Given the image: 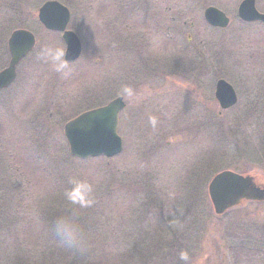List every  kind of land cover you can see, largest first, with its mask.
Listing matches in <instances>:
<instances>
[{
    "label": "rangeland",
    "instance_id": "1",
    "mask_svg": "<svg viewBox=\"0 0 264 264\" xmlns=\"http://www.w3.org/2000/svg\"><path fill=\"white\" fill-rule=\"evenodd\" d=\"M45 1L0 0V70L14 29L37 38L0 92V264H185L182 251L187 264H264V202L217 215L208 193L218 169L264 184V23L239 19L242 0H58L83 47L62 79L36 59L48 42L65 45L38 19ZM210 5L230 17L227 28L206 22ZM256 6L264 12V0ZM221 78L238 102L219 114ZM124 84L135 96H124L122 152L71 156L65 123ZM70 173L96 190L79 210L92 242L84 252L51 231Z\"/></svg>",
    "mask_w": 264,
    "mask_h": 264
},
{
    "label": "water",
    "instance_id": "2",
    "mask_svg": "<svg viewBox=\"0 0 264 264\" xmlns=\"http://www.w3.org/2000/svg\"><path fill=\"white\" fill-rule=\"evenodd\" d=\"M70 10L57 0L46 1L38 11V18L45 28L62 32L69 50L68 59L76 61L82 53L79 36L67 29ZM238 16L245 22L261 21L264 12L256 7V0H242L238 6ZM207 23L214 27L226 28L230 18L221 9L208 6L204 11ZM35 35L27 29L14 30L8 39L10 60L0 71V90L9 87L16 79L17 66L34 48ZM215 96L222 109L237 103L234 87L221 78L216 83ZM126 103L123 96H117L107 104L82 112L64 126L70 153L79 158L106 156L113 157L123 148L118 134L119 114ZM208 192L216 214L240 205L243 201H264V184H258L251 175H243L231 170L217 173L208 185Z\"/></svg>",
    "mask_w": 264,
    "mask_h": 264
},
{
    "label": "clouds",
    "instance_id": "3",
    "mask_svg": "<svg viewBox=\"0 0 264 264\" xmlns=\"http://www.w3.org/2000/svg\"><path fill=\"white\" fill-rule=\"evenodd\" d=\"M68 52L66 45L52 41L40 47L36 59L62 79H69L73 68L68 59ZM120 94L127 98L135 96L134 89L127 84L121 86ZM67 184L69 187L64 190L66 210L52 222L51 231L66 250L73 253L84 252L91 247L92 242L80 223L79 210L91 207L95 203V185L85 175L76 173L68 174ZM179 258L187 264L188 253L180 252Z\"/></svg>",
    "mask_w": 264,
    "mask_h": 264
},
{
    "label": "trees",
    "instance_id": "4",
    "mask_svg": "<svg viewBox=\"0 0 264 264\" xmlns=\"http://www.w3.org/2000/svg\"><path fill=\"white\" fill-rule=\"evenodd\" d=\"M220 170H222V169H218L215 173H217L218 171H220ZM214 173V174H215ZM81 260V259H80ZM76 261V260H75ZM77 262H78V260H77ZM111 263H113V262H111ZM116 264H118V263H116Z\"/></svg>",
    "mask_w": 264,
    "mask_h": 264
},
{
    "label": "flooded vegetation",
    "instance_id": "5",
    "mask_svg": "<svg viewBox=\"0 0 264 264\" xmlns=\"http://www.w3.org/2000/svg\"><path fill=\"white\" fill-rule=\"evenodd\" d=\"M220 113V112H219ZM221 114V113H220Z\"/></svg>",
    "mask_w": 264,
    "mask_h": 264
}]
</instances>
